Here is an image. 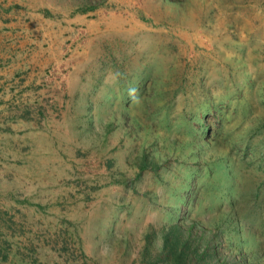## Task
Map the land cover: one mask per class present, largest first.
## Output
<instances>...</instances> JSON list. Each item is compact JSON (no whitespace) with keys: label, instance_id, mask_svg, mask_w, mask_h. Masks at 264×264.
<instances>
[{"label":"rangeland","instance_id":"1","mask_svg":"<svg viewBox=\"0 0 264 264\" xmlns=\"http://www.w3.org/2000/svg\"><path fill=\"white\" fill-rule=\"evenodd\" d=\"M179 229L264 264V0H0V264H170Z\"/></svg>","mask_w":264,"mask_h":264},{"label":"trees","instance_id":"2","mask_svg":"<svg viewBox=\"0 0 264 264\" xmlns=\"http://www.w3.org/2000/svg\"><path fill=\"white\" fill-rule=\"evenodd\" d=\"M198 238L196 233L192 229L184 231L179 229L174 236L169 237L166 234L164 241V252L158 255L157 259H161L163 256H167L171 259L170 264H202L209 246L200 251L198 244ZM147 252V251H146ZM148 254H145V257Z\"/></svg>","mask_w":264,"mask_h":264}]
</instances>
